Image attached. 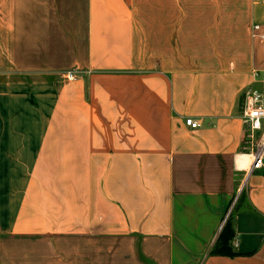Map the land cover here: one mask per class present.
Masks as SVG:
<instances>
[{
	"label": "crops",
	"instance_id": "obj_1",
	"mask_svg": "<svg viewBox=\"0 0 264 264\" xmlns=\"http://www.w3.org/2000/svg\"><path fill=\"white\" fill-rule=\"evenodd\" d=\"M255 70L264 0H0V264H264Z\"/></svg>",
	"mask_w": 264,
	"mask_h": 264
},
{
	"label": "built area",
	"instance_id": "obj_2",
	"mask_svg": "<svg viewBox=\"0 0 264 264\" xmlns=\"http://www.w3.org/2000/svg\"><path fill=\"white\" fill-rule=\"evenodd\" d=\"M259 26H253V31H257ZM252 37H255L252 34ZM82 75L76 69L66 71L63 76L66 81H76ZM253 78L259 81L260 87H249L243 93V110L242 120L247 128V143L253 144L252 149L248 153L241 155L249 158L248 168L250 172L258 171L264 168V70H255L252 74ZM184 124L191 130L200 127L197 120L186 118ZM258 133V139L255 140ZM252 141H256L252 143ZM233 248L238 246L237 241L232 243Z\"/></svg>",
	"mask_w": 264,
	"mask_h": 264
},
{
	"label": "trees",
	"instance_id": "obj_3",
	"mask_svg": "<svg viewBox=\"0 0 264 264\" xmlns=\"http://www.w3.org/2000/svg\"><path fill=\"white\" fill-rule=\"evenodd\" d=\"M232 239V232L230 230V225L228 221L225 223L221 234L218 237L217 245L211 250L210 254L213 256H234L232 249L229 245Z\"/></svg>",
	"mask_w": 264,
	"mask_h": 264
},
{
	"label": "bare ground",
	"instance_id": "obj_4",
	"mask_svg": "<svg viewBox=\"0 0 264 264\" xmlns=\"http://www.w3.org/2000/svg\"><path fill=\"white\" fill-rule=\"evenodd\" d=\"M249 164V158L247 156H241L240 157V167L241 168H246Z\"/></svg>",
	"mask_w": 264,
	"mask_h": 264
},
{
	"label": "rangeland",
	"instance_id": "obj_5",
	"mask_svg": "<svg viewBox=\"0 0 264 264\" xmlns=\"http://www.w3.org/2000/svg\"><path fill=\"white\" fill-rule=\"evenodd\" d=\"M256 139L255 140H257L258 139V133H257V135H256V137H255Z\"/></svg>",
	"mask_w": 264,
	"mask_h": 264
}]
</instances>
